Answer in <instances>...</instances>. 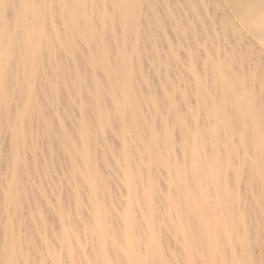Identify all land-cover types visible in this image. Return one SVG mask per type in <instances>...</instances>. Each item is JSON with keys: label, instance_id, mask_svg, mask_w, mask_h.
Here are the masks:
<instances>
[{"label": "bare ground", "instance_id": "obj_1", "mask_svg": "<svg viewBox=\"0 0 264 264\" xmlns=\"http://www.w3.org/2000/svg\"><path fill=\"white\" fill-rule=\"evenodd\" d=\"M0 264H264V0H0Z\"/></svg>", "mask_w": 264, "mask_h": 264}]
</instances>
